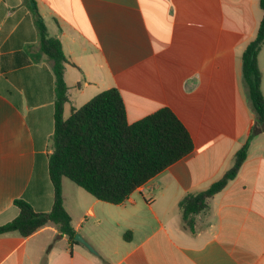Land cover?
Listing matches in <instances>:
<instances>
[{"label": "crops", "instance_id": "crops-1", "mask_svg": "<svg viewBox=\"0 0 264 264\" xmlns=\"http://www.w3.org/2000/svg\"><path fill=\"white\" fill-rule=\"evenodd\" d=\"M32 4L68 60L65 118L114 87L129 123L169 107L193 149L119 204L63 178L64 208L92 250L47 224L26 237L0 234V264H264V130L193 230L178 207L222 176L255 122L242 52L259 0H0V225L17 216L15 199L38 212L53 202L55 76ZM257 62L264 95V44Z\"/></svg>", "mask_w": 264, "mask_h": 264}, {"label": "trees", "instance_id": "trees-1", "mask_svg": "<svg viewBox=\"0 0 264 264\" xmlns=\"http://www.w3.org/2000/svg\"><path fill=\"white\" fill-rule=\"evenodd\" d=\"M40 34V49L52 61L55 76L54 126L50 136L52 152L48 174L53 187V202L48 212H38L24 199H15L18 214L0 225V234L17 232L28 236L37 229L53 224L74 243L75 230L63 205L62 180L67 178L94 198L119 204L133 191L192 151L193 141L184 124L169 107L129 123L118 89H104L83 105L63 116L67 85L63 78L68 62L58 38L49 36L34 4ZM255 37L242 52V78L256 119L248 139L235 151L231 166L206 189L187 194L178 207L182 221L193 230L195 215L208 207L209 199L237 174L246 158L249 140L264 130V95L257 56L264 44V0Z\"/></svg>", "mask_w": 264, "mask_h": 264}, {"label": "water", "instance_id": "water-1", "mask_svg": "<svg viewBox=\"0 0 264 264\" xmlns=\"http://www.w3.org/2000/svg\"><path fill=\"white\" fill-rule=\"evenodd\" d=\"M74 240H75V241H78V242H80V243H82V244H83L85 247H87L89 250H92L90 244H89L86 240H84L81 236H79V234H75V236H74Z\"/></svg>", "mask_w": 264, "mask_h": 264}, {"label": "rangeland", "instance_id": "rangeland-1", "mask_svg": "<svg viewBox=\"0 0 264 264\" xmlns=\"http://www.w3.org/2000/svg\"><path fill=\"white\" fill-rule=\"evenodd\" d=\"M65 181L67 182V183H71V185H75V184H73L70 180H68L67 178H65ZM76 186V185H75ZM78 187V186H77ZM85 191V190H84Z\"/></svg>", "mask_w": 264, "mask_h": 264}]
</instances>
